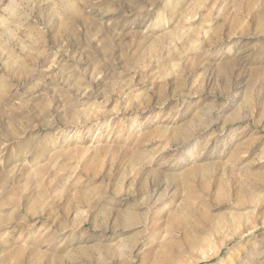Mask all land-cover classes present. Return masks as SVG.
<instances>
[{
	"label": "rangeland",
	"instance_id": "obj_1",
	"mask_svg": "<svg viewBox=\"0 0 264 264\" xmlns=\"http://www.w3.org/2000/svg\"><path fill=\"white\" fill-rule=\"evenodd\" d=\"M0 264H264V0H0Z\"/></svg>",
	"mask_w": 264,
	"mask_h": 264
},
{
	"label": "bare ground",
	"instance_id": "obj_2",
	"mask_svg": "<svg viewBox=\"0 0 264 264\" xmlns=\"http://www.w3.org/2000/svg\"><path fill=\"white\" fill-rule=\"evenodd\" d=\"M181 166H182L181 164H177L176 167H174V168H180Z\"/></svg>",
	"mask_w": 264,
	"mask_h": 264
}]
</instances>
